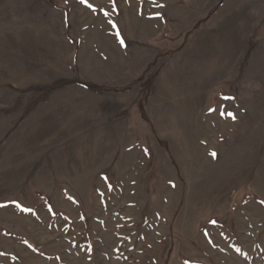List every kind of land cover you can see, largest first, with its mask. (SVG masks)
I'll return each instance as SVG.
<instances>
[{
  "label": "rangeland",
  "instance_id": "obj_1",
  "mask_svg": "<svg viewBox=\"0 0 264 264\" xmlns=\"http://www.w3.org/2000/svg\"><path fill=\"white\" fill-rule=\"evenodd\" d=\"M0 264H264V0H0Z\"/></svg>",
  "mask_w": 264,
  "mask_h": 264
},
{
  "label": "trees",
  "instance_id": "obj_2",
  "mask_svg": "<svg viewBox=\"0 0 264 264\" xmlns=\"http://www.w3.org/2000/svg\"><path fill=\"white\" fill-rule=\"evenodd\" d=\"M95 89H97V90H102L101 88H99V87H96V86H93Z\"/></svg>",
  "mask_w": 264,
  "mask_h": 264
},
{
  "label": "snow or ice",
  "instance_id": "obj_3",
  "mask_svg": "<svg viewBox=\"0 0 264 264\" xmlns=\"http://www.w3.org/2000/svg\"><path fill=\"white\" fill-rule=\"evenodd\" d=\"M213 155H215V154H213Z\"/></svg>",
  "mask_w": 264,
  "mask_h": 264
}]
</instances>
